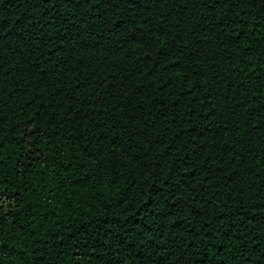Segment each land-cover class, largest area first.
Masks as SVG:
<instances>
[{
  "label": "trees",
  "instance_id": "1",
  "mask_svg": "<svg viewBox=\"0 0 264 264\" xmlns=\"http://www.w3.org/2000/svg\"><path fill=\"white\" fill-rule=\"evenodd\" d=\"M0 264H264V0H0Z\"/></svg>",
  "mask_w": 264,
  "mask_h": 264
}]
</instances>
